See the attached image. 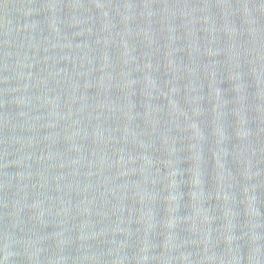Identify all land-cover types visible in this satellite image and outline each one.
I'll use <instances>...</instances> for the list:
<instances>
[{
    "label": "water",
    "instance_id": "obj_1",
    "mask_svg": "<svg viewBox=\"0 0 264 264\" xmlns=\"http://www.w3.org/2000/svg\"><path fill=\"white\" fill-rule=\"evenodd\" d=\"M0 264H264V0H0Z\"/></svg>",
    "mask_w": 264,
    "mask_h": 264
}]
</instances>
